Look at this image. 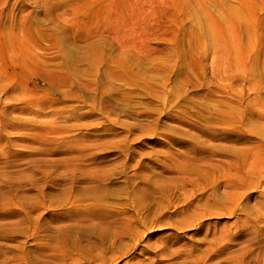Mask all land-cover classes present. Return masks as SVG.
Here are the masks:
<instances>
[{"label": "rangeland", "instance_id": "374dc122", "mask_svg": "<svg viewBox=\"0 0 264 264\" xmlns=\"http://www.w3.org/2000/svg\"><path fill=\"white\" fill-rule=\"evenodd\" d=\"M263 159L264 0H0V264H264Z\"/></svg>", "mask_w": 264, "mask_h": 264}, {"label": "bare ground", "instance_id": "6f19581e", "mask_svg": "<svg viewBox=\"0 0 264 264\" xmlns=\"http://www.w3.org/2000/svg\"><path fill=\"white\" fill-rule=\"evenodd\" d=\"M264 160V159H263ZM263 173V172H262ZM227 178V177H226ZM232 180H234V179H232ZM240 183V182H239ZM227 184H228V182H227ZM236 185V184H235ZM234 186V185H233ZM233 188V187H232ZM235 189V188H234Z\"/></svg>", "mask_w": 264, "mask_h": 264}]
</instances>
